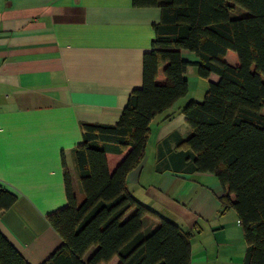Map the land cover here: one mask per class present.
<instances>
[{"label": "crops", "instance_id": "crops-1", "mask_svg": "<svg viewBox=\"0 0 264 264\" xmlns=\"http://www.w3.org/2000/svg\"><path fill=\"white\" fill-rule=\"evenodd\" d=\"M159 19L158 7L131 0H0V188L15 196L0 211V233L28 264H44L62 245L46 220L67 204L62 162L80 203L73 159L80 124L117 123L142 84V56ZM180 54L198 60L188 50ZM224 61L238 64L232 51ZM184 78L186 95L150 122L144 159L127 174L126 188L150 210L141 219L143 236L165 219L189 232L190 264H242L246 245L235 211L220 202L217 178L196 171L193 152L180 146L191 135L183 106L202 100L219 76L201 79L190 65ZM124 154L106 153L110 172Z\"/></svg>", "mask_w": 264, "mask_h": 264}, {"label": "trees", "instance_id": "trees-1", "mask_svg": "<svg viewBox=\"0 0 264 264\" xmlns=\"http://www.w3.org/2000/svg\"><path fill=\"white\" fill-rule=\"evenodd\" d=\"M133 7H158L150 49L142 56V84L128 95L114 125L81 123L82 141L73 159L83 199L72 191L63 164L67 204L46 220L62 245L44 264H190V234L160 219L147 236L141 219L150 210L126 188L127 174L144 159L149 125L187 93L184 74L196 67L209 82L201 101H188L182 113L191 129L180 146L194 154L196 171L213 174L222 188L220 202L233 209L246 250L242 264H264V0H131ZM235 7L247 13L234 16ZM193 52L197 61L182 58ZM227 51L238 64L224 61ZM164 82L156 77L163 66ZM110 172L106 153H121ZM15 196L0 188V211ZM134 213L128 215L130 210ZM92 255L83 260L91 247ZM0 264H28L0 233Z\"/></svg>", "mask_w": 264, "mask_h": 264}, {"label": "rangeland", "instance_id": "rangeland-1", "mask_svg": "<svg viewBox=\"0 0 264 264\" xmlns=\"http://www.w3.org/2000/svg\"><path fill=\"white\" fill-rule=\"evenodd\" d=\"M238 10H240V11H238ZM238 10L237 11H234L233 12V15H241L242 13H244V14H246L247 12L243 9V8H241V7H238ZM201 101V100H200ZM261 114H263L264 115V108H262L261 109V112H260Z\"/></svg>", "mask_w": 264, "mask_h": 264}]
</instances>
